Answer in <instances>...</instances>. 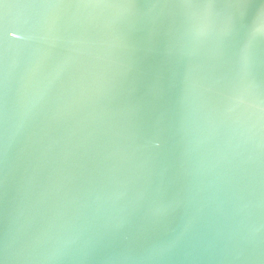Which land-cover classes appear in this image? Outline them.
<instances>
[{
  "label": "water",
  "instance_id": "obj_1",
  "mask_svg": "<svg viewBox=\"0 0 264 264\" xmlns=\"http://www.w3.org/2000/svg\"><path fill=\"white\" fill-rule=\"evenodd\" d=\"M204 8L0 0V264H264V0Z\"/></svg>",
  "mask_w": 264,
  "mask_h": 264
},
{
  "label": "snow or ice",
  "instance_id": "obj_2",
  "mask_svg": "<svg viewBox=\"0 0 264 264\" xmlns=\"http://www.w3.org/2000/svg\"><path fill=\"white\" fill-rule=\"evenodd\" d=\"M88 2L95 4H104V3H108L109 0H88ZM178 2L185 9L186 20L190 18L191 10L193 9L206 10L204 8V4L207 3V0H178ZM262 17H264V14H262Z\"/></svg>",
  "mask_w": 264,
  "mask_h": 264
}]
</instances>
